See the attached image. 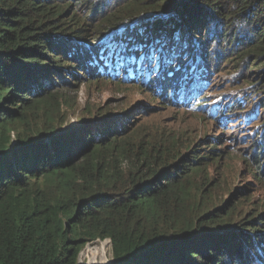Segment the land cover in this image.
Segmentation results:
<instances>
[{"label":"trees","instance_id":"trees-1","mask_svg":"<svg viewBox=\"0 0 264 264\" xmlns=\"http://www.w3.org/2000/svg\"><path fill=\"white\" fill-rule=\"evenodd\" d=\"M188 52L207 77L235 74L225 116L251 106L233 89L264 95V0H0V264H77L96 240H109L110 264H264V211L234 218L241 192L225 199L227 177L209 169L220 164L223 135L199 148L189 115L173 119L188 135L157 115L176 98L157 96L161 74L160 88L198 92L179 79L193 66ZM126 61L142 71L120 79L121 65L111 66ZM95 80L159 104L96 108L93 120L61 124L70 94ZM258 104L256 163L264 96Z\"/></svg>","mask_w":264,"mask_h":264},{"label":"rangeland","instance_id":"rangeland-1","mask_svg":"<svg viewBox=\"0 0 264 264\" xmlns=\"http://www.w3.org/2000/svg\"><path fill=\"white\" fill-rule=\"evenodd\" d=\"M97 22H100L98 20ZM204 36L208 35L205 31L201 34H204ZM184 36V34H183ZM179 37L182 36H174L175 40L180 39ZM204 44V43H201ZM211 52H212V59L214 58L215 52L219 51L218 48L213 45V42L211 43ZM210 59V60H212ZM213 61V60H212ZM214 62V61H213ZM218 64V63H217ZM221 65V63H219ZM263 69V68H262ZM260 69V71H256V75L260 76L261 73H264V70ZM247 70V69H246ZM245 70V71H246ZM193 75L195 78L200 76L199 73L196 71L193 72ZM235 74L230 75L228 72H222L220 75L215 76V81L219 80L218 85L214 86V90L212 93H218L223 92L221 95H228L229 93V84ZM236 77L234 78V80ZM240 86V85H238ZM247 85H242L239 88L233 89V91H241L244 92L248 96V103L251 104V106L243 105V108L240 112L245 113H251L252 110L256 107H259V101L264 96L263 92L261 94L254 95L251 91V89L246 88ZM251 88V87H248ZM252 90H254L252 88ZM209 93V92H208ZM256 94V93H255ZM210 95V94H208ZM70 96L74 99H71V107L67 108L68 112V118L65 120V122H62L61 124H64V126H68L70 124H73L77 121H86V120H93L95 119L96 113L94 110L97 109H106L110 110L112 114L125 112L131 108H135L137 110L144 109V106H148L145 103H153L158 106L159 102H155L148 98L144 97L139 93V91L136 88L130 87V86H115L113 84L109 83H101L98 81H86L85 85H82L79 92L73 95L70 94ZM242 99H245L247 97H241ZM147 99V100H146ZM96 109V110H97ZM86 110L90 111L88 113ZM95 110V111H96ZM260 111V110H259ZM183 111H175V110H158L157 115L166 121L168 124H172L175 119H182V117L188 116L184 114ZM245 118L248 119V116H250L252 119H254V115H244ZM190 117V116H189ZM188 117V118H189ZM151 120V116L146 115L143 113L140 115V121H147ZM188 120V119H185ZM190 121L192 123L191 129V138L192 141L195 143L200 142L199 148H204L205 143H202L201 141L204 139V136L206 138V135L208 134V137H212L214 135H218V132L216 131V127L212 128L210 125L202 126L204 123L200 122L198 118H196V114H191ZM189 123V122H188ZM60 124V123H59ZM175 125H173V128L175 131L178 132H185L189 133V129H187V126L174 122ZM62 126V125H61ZM235 127L233 129H230L234 134H238V131L242 130V126L237 127V123L234 124ZM231 128V126H228ZM249 127V126H247ZM261 128V125L258 126V129ZM253 128H250V132H252ZM249 132V133H250ZM188 139H190L188 137ZM227 137L223 135L220 142L217 143L218 146L222 149V158L219 160L220 164L218 166H214L213 164L210 165L209 169L212 174H216V176H222L227 177V184L230 187L229 188V194L226 193L222 196L224 198H230L231 195L234 193H237L238 191H245V193L238 195L234 199V204L238 202L239 200L245 199V202L240 205H236V209L234 211L235 216L237 217V220H241L246 215H249L250 217L256 216V209H259L260 211H264V182L260 181L259 175L260 170L259 167L261 165L260 163H256L255 161L251 160L250 155L251 152L249 149H252L253 144L252 143H238V144H232L233 147H230L228 142H226ZM212 142L209 141V144ZM235 146V147H234ZM230 147V148H229ZM248 151H245V149ZM264 231V229H262ZM89 250V251H88ZM87 252L90 253V255H93V260H89L87 257ZM96 253V254H95ZM84 255V256H83ZM84 259V260H83ZM112 262V255H111V245L109 240H96L92 243L87 244L78 254V260L77 264H110Z\"/></svg>","mask_w":264,"mask_h":264},{"label":"clouds","instance_id":"clouds-1","mask_svg":"<svg viewBox=\"0 0 264 264\" xmlns=\"http://www.w3.org/2000/svg\"><path fill=\"white\" fill-rule=\"evenodd\" d=\"M189 54L191 52H188ZM198 53H191V62H193V66L190 67L188 69V71L185 73V75L187 76V78L184 77L183 71H184V65L180 62L181 65H178L176 67L177 70H179L181 74H183L179 79H182L183 82L190 80L191 83H193L194 87L193 90H197L199 85H201L202 83H204L206 81V79L208 77H211L213 75L212 71H207V74L209 75L208 77L205 75V73L202 71L203 68L199 67L197 65V60H198ZM185 56L182 58L184 59ZM130 62V63H128ZM118 65H121L120 68L118 69V77L120 79H123V77L129 76V75H134L135 73H139L142 71L141 67L139 66H135L134 65V61H126V62H121L118 64H114L111 67H117ZM186 66V65H185ZM146 67V65L144 66V68ZM128 70V75L125 74L124 76V72L122 70ZM196 71L197 73L200 74V76H198L197 78L194 77L193 72ZM172 76V73L170 74ZM141 79H143V76L141 77ZM145 79V77H144ZM164 80V76L161 74V78L158 82V86H157V96H161L163 92H170L171 96H175L176 98L174 99V101L169 100L168 104V108L175 110V111H183L185 112L184 114L189 115L191 117V114H196V117L198 118H202L205 121H209L212 125L214 124L216 127V131L218 132V135H225L227 137L226 142H228L230 147H233L232 144H248V143H252L253 147H257V145L254 144V142H256L254 140V135L255 133L258 131V129H256L255 132H250V120L252 119L250 116H248V119H246L244 115L248 114L251 115L252 113H238V114H228L227 116L224 115L225 112H229V109L227 110V108H229L232 104L227 103L226 99L228 96H224V95H217L216 93H212L214 90V87H212L210 89V87L212 85H209L205 90L204 93L206 94L203 97H206L207 101L203 102V100L200 99H195L192 100L191 104H187V99L190 97V92H186L181 90V88H179L177 82H173L172 84H169V87H164L160 88L159 87V83H161ZM110 84V83H109ZM194 92V91H193ZM198 92H201V90H198ZM209 92V93H208ZM210 94V95H208ZM201 103V104H200ZM213 114H216L217 117H214ZM254 115V114H253ZM214 118H217V121L214 120ZM201 122V121H200ZM237 123V127L242 126V130L238 131V134L236 136V134H234V132H232L230 129H233L234 124ZM203 126V125H202ZM228 126H231V128H229ZM249 126V127H247ZM264 129H260V131H262ZM259 131V132H260ZM250 132V133H249ZM217 135H214L212 137H215ZM206 137H208V134L206 135ZM223 137V136H222ZM259 143V142H256ZM229 147V148H230ZM245 149V148H244ZM247 150V149H245ZM251 160L256 162V156L254 155H250ZM260 170V175L258 176L260 181L264 182V161L261 162V165L259 167ZM239 193L241 191H238ZM245 193V191H242L240 194ZM245 202V199L239 200L237 205L243 204ZM259 209H256V211ZM258 213L260 211H257ZM234 213V212H233ZM234 218H237L234 214ZM259 263L257 264H262V262L258 261Z\"/></svg>","mask_w":264,"mask_h":264},{"label":"bare ground","instance_id":"bare-ground-1","mask_svg":"<svg viewBox=\"0 0 264 264\" xmlns=\"http://www.w3.org/2000/svg\"><path fill=\"white\" fill-rule=\"evenodd\" d=\"M133 35V34H132ZM209 71V70H208ZM126 73V71H124V74ZM215 79V75L213 74L211 77H208L207 80L202 83L201 85H199L198 87V90H201V92H195V93H192L190 94V97L187 99V104H191L192 103V100L195 99V96H200V97H203L205 96L206 94L204 93V90L209 86V85H212L211 83L213 82V80ZM214 87V86H211L210 89ZM197 99H199V97H197ZM201 104V103H200ZM235 147V146H234ZM89 251V250H88ZM96 254V253H95ZM87 257L89 258V260H91L94 256L93 255H90V253L87 252ZM84 256V255H83ZM91 258V259H90ZM84 260V259H83ZM93 260V259H92Z\"/></svg>","mask_w":264,"mask_h":264}]
</instances>
